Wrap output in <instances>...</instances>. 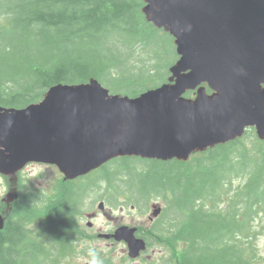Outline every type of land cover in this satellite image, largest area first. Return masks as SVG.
I'll return each mask as SVG.
<instances>
[{
	"label": "trees",
	"instance_id": "1",
	"mask_svg": "<svg viewBox=\"0 0 264 264\" xmlns=\"http://www.w3.org/2000/svg\"><path fill=\"white\" fill-rule=\"evenodd\" d=\"M143 5L0 0V104L22 108L43 99L52 85L92 77L129 96L167 81L178 59L174 40L147 20ZM95 172L63 184L44 199L43 211L36 194H20L0 229V264H69L73 255H87L77 254L75 241L86 239L83 206L98 189L115 207L119 195L140 210L153 200L165 202L151 227L164 242L159 264L261 262L254 222L264 216V142L253 132L188 161L126 156ZM239 178L244 182L233 188ZM37 219L44 222L41 231L29 227Z\"/></svg>",
	"mask_w": 264,
	"mask_h": 264
},
{
	"label": "water",
	"instance_id": "2",
	"mask_svg": "<svg viewBox=\"0 0 264 264\" xmlns=\"http://www.w3.org/2000/svg\"><path fill=\"white\" fill-rule=\"evenodd\" d=\"M144 1L148 21L175 37L180 57L167 83L130 97L91 78L54 85L24 108L0 105V173L10 180L0 229L29 162L55 164L74 179L117 157L187 160L249 126L264 139V0ZM135 232L124 226L99 236L127 241L136 258L146 242Z\"/></svg>",
	"mask_w": 264,
	"mask_h": 264
},
{
	"label": "rangeland",
	"instance_id": "3",
	"mask_svg": "<svg viewBox=\"0 0 264 264\" xmlns=\"http://www.w3.org/2000/svg\"><path fill=\"white\" fill-rule=\"evenodd\" d=\"M118 165V164H111ZM62 174L58 168L54 165H47L41 163H31L20 173V182H22V191L20 194H27L29 197H35L37 195L38 201L35 205L40 206V210H44L49 202H45L47 194H51L56 188V191L62 186L58 180ZM130 180V179H128ZM131 180L138 181V177H133ZM88 182V180H83ZM244 182L239 178L233 182V188L238 187ZM20 186V191H21ZM9 191V181L6 177L0 175V206L2 198ZM96 193V194H95ZM103 191L96 190L92 193V196L88 199L85 208L83 219L81 220V228L84 229V237L86 239H78L75 242L79 244L77 247V254L67 259L69 264H89L90 257L88 255L89 249H94L98 254L103 264H159L161 262V256L164 253V247L162 240L157 238L153 233L151 227L154 225L158 218L154 221L150 220L153 205L161 206L165 208V202L162 200H153L149 206L140 210L139 208H133V205L124 198L125 196L119 195L117 198V204L110 206L107 200L103 197ZM230 194H233L231 192ZM223 198L226 200L228 194L222 193ZM104 201V208L100 207V202ZM129 225L137 226L140 230V236H143L148 241V248L145 253L137 258L131 259L128 255V246L125 242H119L115 240H107L98 238L97 235L102 232H108L116 230L119 226ZM42 219H37L29 227L34 230H42L44 227ZM254 229L259 239L258 246L261 249L262 261L264 264V216L260 215L254 222ZM164 243V242H163Z\"/></svg>",
	"mask_w": 264,
	"mask_h": 264
},
{
	"label": "clouds",
	"instance_id": "4",
	"mask_svg": "<svg viewBox=\"0 0 264 264\" xmlns=\"http://www.w3.org/2000/svg\"><path fill=\"white\" fill-rule=\"evenodd\" d=\"M88 255L90 257L89 264H103V261L100 259L99 254L94 249H89Z\"/></svg>",
	"mask_w": 264,
	"mask_h": 264
}]
</instances>
